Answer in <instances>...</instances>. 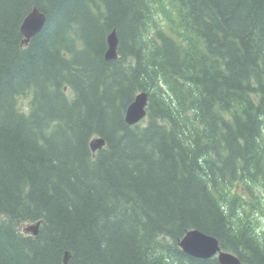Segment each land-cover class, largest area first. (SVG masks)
<instances>
[{
  "label": "trees",
  "instance_id": "trees-1",
  "mask_svg": "<svg viewBox=\"0 0 264 264\" xmlns=\"http://www.w3.org/2000/svg\"><path fill=\"white\" fill-rule=\"evenodd\" d=\"M191 229L264 264V0H0V264H222Z\"/></svg>",
  "mask_w": 264,
  "mask_h": 264
},
{
  "label": "water",
  "instance_id": "water-1",
  "mask_svg": "<svg viewBox=\"0 0 264 264\" xmlns=\"http://www.w3.org/2000/svg\"><path fill=\"white\" fill-rule=\"evenodd\" d=\"M46 15L38 7H34L24 18L21 24V32L25 36V42L38 34L46 23ZM119 38L116 29L108 35V49L105 57L107 60L117 59ZM149 102L148 92L142 91L137 94L135 100L129 105L126 112V120L130 125L140 122L147 115ZM106 144L103 137H98L91 142L93 151L102 148ZM40 222L28 226L26 229L34 234L38 233ZM181 248L188 254L197 258H210L217 256L222 264H244L238 255L233 252L223 250L218 238L207 234L199 229H191L180 240ZM69 253L66 254L65 264H68Z\"/></svg>",
  "mask_w": 264,
  "mask_h": 264
},
{
  "label": "rangeland",
  "instance_id": "rangeland-1",
  "mask_svg": "<svg viewBox=\"0 0 264 264\" xmlns=\"http://www.w3.org/2000/svg\"><path fill=\"white\" fill-rule=\"evenodd\" d=\"M19 102H20V106L24 110H28L29 109L30 97L22 96V97L19 98Z\"/></svg>",
  "mask_w": 264,
  "mask_h": 264
}]
</instances>
